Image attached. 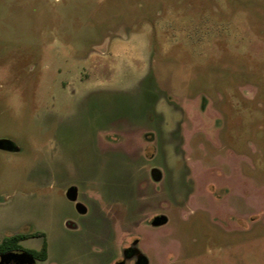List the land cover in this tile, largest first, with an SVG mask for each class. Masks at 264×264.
Segmentation results:
<instances>
[{"label":"rangeland","instance_id":"rangeland-1","mask_svg":"<svg viewBox=\"0 0 264 264\" xmlns=\"http://www.w3.org/2000/svg\"><path fill=\"white\" fill-rule=\"evenodd\" d=\"M0 136L37 264H264V0H0Z\"/></svg>","mask_w":264,"mask_h":264},{"label":"flooded vegetation","instance_id":"flooded-vegetation-1","mask_svg":"<svg viewBox=\"0 0 264 264\" xmlns=\"http://www.w3.org/2000/svg\"><path fill=\"white\" fill-rule=\"evenodd\" d=\"M0 138L9 139L6 136H0ZM0 151L12 152V153L21 152L19 146H17V144L12 140L10 144H8V146L4 148H0ZM68 196L70 199H74L75 193L71 190L70 192H68ZM8 202H9L8 200H0V204L2 207L7 206ZM76 206L78 209L82 210V207L80 206V204H77ZM161 215L162 214H156L153 216L151 220L152 225H155L153 223L154 219ZM167 221L165 223L157 224L155 226L164 225L167 223ZM30 226L31 225H29V227ZM26 227L29 228L28 225H26ZM41 232H42L41 230H37V229L26 230L23 227H20V228L17 227L16 229L12 227L10 229H7L6 234L0 239V264H21L20 259H16L13 257L7 258L3 256L5 253H8V252L29 253L30 255L34 257L35 264H37L38 260H47L49 257L47 241H45L47 243V257L44 259L39 257V251L42 249V247L34 248V247L25 245V242L28 241L29 239L33 237H40V235H37V233H41ZM42 233L44 234V232ZM126 251H127L125 255L126 260H123L122 264L126 263L127 260H130L131 262L130 264H150L149 257L145 254V252L141 251L138 248L137 240H134L131 243V246H128L126 248Z\"/></svg>","mask_w":264,"mask_h":264},{"label":"water","instance_id":"water-1","mask_svg":"<svg viewBox=\"0 0 264 264\" xmlns=\"http://www.w3.org/2000/svg\"><path fill=\"white\" fill-rule=\"evenodd\" d=\"M11 140L9 139H2L0 138V148H4L10 144ZM152 175L153 177L158 180L161 178V173L156 169H152ZM168 220V217L166 215L158 216L154 219L153 223L155 225L165 223ZM7 258H16L21 260V264H35V259L32 255L29 253H15V252H8L3 255Z\"/></svg>","mask_w":264,"mask_h":264},{"label":"trees","instance_id":"trees-1","mask_svg":"<svg viewBox=\"0 0 264 264\" xmlns=\"http://www.w3.org/2000/svg\"><path fill=\"white\" fill-rule=\"evenodd\" d=\"M37 235L43 236L44 234L41 232V233H37ZM39 257L43 259L47 257V243L46 242H44L42 249L39 251Z\"/></svg>","mask_w":264,"mask_h":264}]
</instances>
